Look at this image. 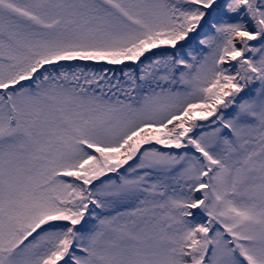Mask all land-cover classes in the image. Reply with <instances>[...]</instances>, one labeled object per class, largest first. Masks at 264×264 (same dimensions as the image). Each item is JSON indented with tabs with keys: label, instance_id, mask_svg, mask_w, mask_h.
Masks as SVG:
<instances>
[{
	"label": "snow or ice",
	"instance_id": "obj_1",
	"mask_svg": "<svg viewBox=\"0 0 264 264\" xmlns=\"http://www.w3.org/2000/svg\"><path fill=\"white\" fill-rule=\"evenodd\" d=\"M0 264H264V0H0Z\"/></svg>",
	"mask_w": 264,
	"mask_h": 264
}]
</instances>
